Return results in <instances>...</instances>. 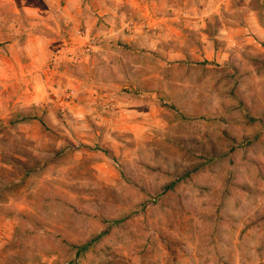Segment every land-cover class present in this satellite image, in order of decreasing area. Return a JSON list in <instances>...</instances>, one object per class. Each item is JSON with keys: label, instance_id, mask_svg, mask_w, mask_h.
<instances>
[{"label": "rangeland", "instance_id": "374dc122", "mask_svg": "<svg viewBox=\"0 0 264 264\" xmlns=\"http://www.w3.org/2000/svg\"><path fill=\"white\" fill-rule=\"evenodd\" d=\"M126 1L0 0V60L28 3L49 56L0 110V264H264V0Z\"/></svg>", "mask_w": 264, "mask_h": 264}, {"label": "crops", "instance_id": "0c3cea01", "mask_svg": "<svg viewBox=\"0 0 264 264\" xmlns=\"http://www.w3.org/2000/svg\"><path fill=\"white\" fill-rule=\"evenodd\" d=\"M126 2L132 7V3L128 0ZM124 7L129 9L126 6ZM24 8L28 16V22L30 23V28L28 29L31 32L27 31L28 36L26 37V41L18 38L14 41H8V45L14 52L10 58L6 57L0 60V63L4 64L0 66V73L3 74V78H7L10 81V83L1 81L3 88L0 90V110L2 108L5 109L7 106V109L11 107V110L23 111L29 107L38 106L44 100L46 94V86L43 79L48 73V43L47 41H43L46 38L43 34L36 33L34 30L42 28L43 24H47V11L29 3ZM174 10V12L179 11L176 8ZM211 12L206 11V14ZM184 13H187V10H184ZM137 23L139 22H135V24ZM6 67H9L8 72L4 71ZM126 70L124 71L128 77L138 76L131 74L129 66ZM142 91L144 92V90ZM37 121L39 120L33 119L32 124L28 122L14 124L15 126L12 130L16 131V133L19 129L23 130L29 138L34 139L33 135L29 132L32 125L41 126V123ZM17 136L20 137L21 135L17 134ZM3 165L5 166V164ZM6 166L10 165L6 164Z\"/></svg>", "mask_w": 264, "mask_h": 264}, {"label": "trees", "instance_id": "16d2710c", "mask_svg": "<svg viewBox=\"0 0 264 264\" xmlns=\"http://www.w3.org/2000/svg\"><path fill=\"white\" fill-rule=\"evenodd\" d=\"M195 168H198V166H197V167H195Z\"/></svg>", "mask_w": 264, "mask_h": 264}]
</instances>
